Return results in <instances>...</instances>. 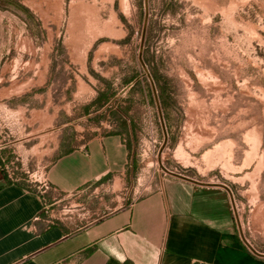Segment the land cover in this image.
<instances>
[{
	"label": "rangeland",
	"instance_id": "obj_1",
	"mask_svg": "<svg viewBox=\"0 0 264 264\" xmlns=\"http://www.w3.org/2000/svg\"><path fill=\"white\" fill-rule=\"evenodd\" d=\"M0 10L12 19L0 63L17 68L13 86L53 40L54 114L114 118L115 131L133 118L123 137L137 169L109 196L129 203L175 178L224 188L241 242L264 254V0H0ZM11 129L0 142L16 152ZM44 154L22 170L12 153V170L36 179Z\"/></svg>",
	"mask_w": 264,
	"mask_h": 264
},
{
	"label": "crops",
	"instance_id": "obj_2",
	"mask_svg": "<svg viewBox=\"0 0 264 264\" xmlns=\"http://www.w3.org/2000/svg\"><path fill=\"white\" fill-rule=\"evenodd\" d=\"M11 23L9 11L0 10V61L10 54ZM51 43L31 68L32 77L17 86L12 84L17 68L0 63V107L5 110L0 137L11 123L9 133L18 140L16 152L0 142V264H264V254H252L241 242L224 188L175 178L129 203L107 194L110 184L121 185L132 170L125 131L120 123L116 131L106 125L114 118L53 113L59 87L51 79ZM13 107L20 112L12 114ZM122 120L133 123V118L117 122ZM105 128L112 131L100 133ZM46 150L53 156L43 168L45 193L3 173L1 159L12 153L24 170L32 160H44ZM114 201L117 205L109 207Z\"/></svg>",
	"mask_w": 264,
	"mask_h": 264
},
{
	"label": "built area",
	"instance_id": "obj_3",
	"mask_svg": "<svg viewBox=\"0 0 264 264\" xmlns=\"http://www.w3.org/2000/svg\"><path fill=\"white\" fill-rule=\"evenodd\" d=\"M1 164H2V171L6 175V177L11 180V181H19L22 178L17 176L14 171L12 170L14 162L13 160L9 158H3L1 159ZM30 184L35 185L37 191L40 192V194H43L46 192L47 189H49V185L47 184L46 177L44 173H39L38 178L33 179V180H28Z\"/></svg>",
	"mask_w": 264,
	"mask_h": 264
},
{
	"label": "trees",
	"instance_id": "obj_4",
	"mask_svg": "<svg viewBox=\"0 0 264 264\" xmlns=\"http://www.w3.org/2000/svg\"><path fill=\"white\" fill-rule=\"evenodd\" d=\"M109 99H104L101 95H98L97 98L91 103V106H96L97 107H103L105 103H108ZM87 111L89 109V107L85 108ZM120 126L122 127V129L126 132L127 129H129V127H133V123L131 122V124H127V122L125 120H122L120 122ZM128 149L130 150V146L127 144ZM137 169V162L135 160H132V171L134 172Z\"/></svg>",
	"mask_w": 264,
	"mask_h": 264
}]
</instances>
